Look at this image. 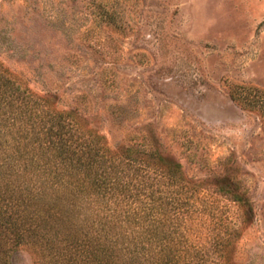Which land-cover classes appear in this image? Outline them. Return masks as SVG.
<instances>
[{
    "label": "rangeland",
    "instance_id": "374dc122",
    "mask_svg": "<svg viewBox=\"0 0 264 264\" xmlns=\"http://www.w3.org/2000/svg\"><path fill=\"white\" fill-rule=\"evenodd\" d=\"M0 67L138 167L152 154L182 178L153 185L163 240L146 231L145 192L88 195L82 212H101L106 198L136 212L105 222L107 235L80 224L116 264H157L165 251L175 264H264V0H0ZM13 101L9 143L45 118L42 105ZM63 235L59 253L24 243L8 259L103 264Z\"/></svg>",
    "mask_w": 264,
    "mask_h": 264
},
{
    "label": "trees",
    "instance_id": "16d2710c",
    "mask_svg": "<svg viewBox=\"0 0 264 264\" xmlns=\"http://www.w3.org/2000/svg\"><path fill=\"white\" fill-rule=\"evenodd\" d=\"M14 99H20L24 108L42 105L45 118L41 119L40 130L18 127L9 143L5 136L11 135L9 126L20 107L14 104ZM152 157L150 154L141 158L144 163L138 167L136 155L128 150L109 149L72 113L56 110L47 98L26 93L0 67V238L6 237L12 244L6 249V240L0 241V264H11L9 249L24 243L58 252L59 238L64 233L63 246L78 251L80 259L93 261L101 255L106 257L103 264H116L111 257L113 248L98 246L93 231H85L80 224L91 221L94 225L91 230L107 235L115 221L130 222L136 212L110 207L108 198L101 212H82L91 195L98 198L101 194L119 193L129 198L138 191L145 192V229L149 236L163 240L165 234L158 235L157 230V221L161 219L155 211L165 207L155 205L153 192L158 188L153 185L160 181L174 183L182 178L173 167L166 166L160 158L151 160ZM138 168L146 176L142 183L136 182L140 180H136ZM139 185L146 186L138 189ZM75 231L80 232L74 236ZM63 246L59 247L62 251ZM158 261L157 264H175L170 251L159 254Z\"/></svg>",
    "mask_w": 264,
    "mask_h": 264
}]
</instances>
